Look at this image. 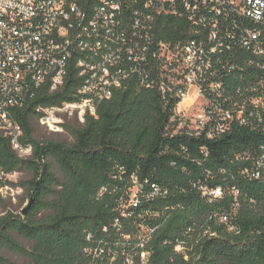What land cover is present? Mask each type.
<instances>
[{"label": "trees", "instance_id": "16d2710c", "mask_svg": "<svg viewBox=\"0 0 264 264\" xmlns=\"http://www.w3.org/2000/svg\"><path fill=\"white\" fill-rule=\"evenodd\" d=\"M233 23L232 54L221 64L231 70L206 77L210 119L198 135L177 129L174 92L135 81L101 103L96 117L66 124L70 143L37 139L31 123L33 106L69 100L67 87L39 93L14 112L31 154L20 158L0 134V170L32 174L19 185L36 198L25 216H0V264H10L2 251L32 264H141L140 251L148 253L146 264H264V161L257 166L264 157V59L238 45L254 25ZM155 34L172 44L192 38L178 15L159 16ZM210 84L220 88L212 92ZM133 181L136 208L128 205ZM140 237L148 240L135 249Z\"/></svg>", "mask_w": 264, "mask_h": 264}, {"label": "built area", "instance_id": "2783aa9c", "mask_svg": "<svg viewBox=\"0 0 264 264\" xmlns=\"http://www.w3.org/2000/svg\"><path fill=\"white\" fill-rule=\"evenodd\" d=\"M161 15L183 17L192 38L175 44L158 40L155 25ZM233 17L254 25L241 33L239 47L264 59V0H0V134L26 158L31 148L21 144L23 131L14 112L39 93L58 94L67 87L69 100L33 106L31 118L47 134L61 135L66 124L96 117L101 103L131 81L145 88L158 84L164 95L174 92L177 129L200 134L210 119L203 83L207 76L231 70L221 64L232 54ZM258 67L264 69V62ZM191 89L203 103L189 128L178 123L177 108ZM133 183L128 205L136 208L140 188ZM200 189L204 196H220L219 189ZM147 240L140 237L135 249H143ZM174 250L184 253L185 248ZM139 257L147 263V252Z\"/></svg>", "mask_w": 264, "mask_h": 264}, {"label": "rangeland", "instance_id": "374dc122", "mask_svg": "<svg viewBox=\"0 0 264 264\" xmlns=\"http://www.w3.org/2000/svg\"><path fill=\"white\" fill-rule=\"evenodd\" d=\"M203 103V98L195 90L191 89L186 101L180 104L177 108L178 113V123L180 125L188 126L192 128V123L194 120V115L196 112L201 109ZM32 125L35 129V137L37 139H54L56 138L59 141L70 143L72 139L67 133L61 135H50L41 128L35 119H32ZM27 156V155H25ZM57 174L59 171L55 168ZM1 176L0 182H3L4 185L0 187V216L6 214L7 212L13 214H21V212L26 208L29 201V193L25 191L19 184L25 181L32 179V174L26 172H17L13 174H6L3 171H0ZM43 216L44 213H41L40 216ZM14 237L18 242L26 247H29L31 243L24 240L23 238L14 234ZM2 255L10 262V264H32L29 259L12 254L7 251H2Z\"/></svg>", "mask_w": 264, "mask_h": 264}, {"label": "water", "instance_id": "95a60500", "mask_svg": "<svg viewBox=\"0 0 264 264\" xmlns=\"http://www.w3.org/2000/svg\"><path fill=\"white\" fill-rule=\"evenodd\" d=\"M35 198H36V190L33 191V193L31 194V196L29 198V201H28L26 208L21 212L22 216H25L28 213V211L31 209V207L35 201Z\"/></svg>", "mask_w": 264, "mask_h": 264}]
</instances>
